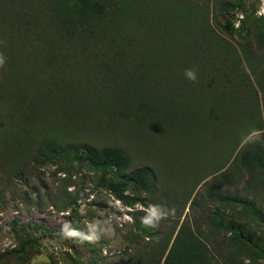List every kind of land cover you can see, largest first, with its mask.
Wrapping results in <instances>:
<instances>
[{"label": "rangeland", "instance_id": "374dc122", "mask_svg": "<svg viewBox=\"0 0 264 264\" xmlns=\"http://www.w3.org/2000/svg\"><path fill=\"white\" fill-rule=\"evenodd\" d=\"M47 1L0 0V251L24 235L32 238L0 264H137L143 250L164 244L166 250L181 222L208 231L202 213L217 204L207 198L208 188L218 185L230 194L243 188L240 149L253 138L264 144V0H230L226 12L220 11L223 0H111L115 7L104 23L77 22L70 34L44 9ZM134 11L150 18L145 33L136 26L131 44L150 35L165 40L168 65L157 72L114 56L116 18L123 21ZM133 46L124 47L133 58L147 50ZM242 49L257 55L255 73ZM186 69L196 73L195 82L185 77ZM27 76L35 82L30 85ZM219 84L236 104L228 96L206 101L201 110L210 113L209 121L200 129L166 112H157V120L148 114L139 125L102 108L123 87L196 104L218 92ZM44 139L115 146L129 171L152 167L155 187L138 192L143 204L123 205L83 159H41L36 149ZM262 177L253 193L260 215L255 227L264 238ZM72 189L80 194L78 203L60 209ZM236 213L244 218L248 212ZM208 233L206 243L223 251V231Z\"/></svg>", "mask_w": 264, "mask_h": 264}, {"label": "trees", "instance_id": "16d2710c", "mask_svg": "<svg viewBox=\"0 0 264 264\" xmlns=\"http://www.w3.org/2000/svg\"><path fill=\"white\" fill-rule=\"evenodd\" d=\"M127 2L129 3L130 1H124L125 4ZM219 3L220 11L226 12L233 7V3L230 0H223ZM125 4L123 6H127ZM213 4H215V0H213ZM114 7L111 0H48L45 3L44 9L59 22L64 32L66 31L70 34L77 22L104 23L107 13L111 11V8L114 9ZM125 9L127 7L119 11H124ZM183 14L185 13L183 12ZM183 16L185 17V15ZM148 17L150 18L146 14L134 11L129 13L123 21L121 17V20L116 18L119 26L113 28L112 34L117 36L114 39L117 49L114 56L119 61H126L131 63L133 68L143 67L153 73L160 70L159 65H162V67L168 65L167 49L163 46L164 39H161L159 36L150 35L148 41H144L145 43L142 42V39L132 43L134 45L133 48L141 46L145 49L147 47V50L141 52L142 54L136 58L130 57L127 50H124L126 49L124 47L130 50L132 46L131 42H133L132 36L137 25L141 24L142 31L145 33ZM223 24L227 30L230 29L228 21H225ZM155 25L162 26L163 24L156 22ZM104 34L109 35L105 30ZM150 34L153 33L151 32ZM261 41L264 42V39H261ZM240 53L245 57L248 69L252 73H255L254 65L259 61L256 60L258 58L257 55L254 53L248 55L243 49L240 50ZM49 59L52 60L53 57L50 56ZM33 77L27 76L28 82H31L30 85L36 80ZM164 80L167 81L166 79ZM218 87L217 89H220L218 92L216 91L212 95L213 92L210 97L201 102L198 101L199 103L196 104H194L193 99L185 97L177 99L170 97L169 100L162 97L157 98L155 94L153 96L149 91L147 92L142 89L141 86L133 87L132 89L123 87L112 98L106 99L109 104H105L102 108L107 109V112L113 111L117 115L139 125H142L141 123L146 120L148 114L157 120V112H166V114L168 113L171 116L177 117L180 120V124L182 123L185 127L200 129V127L209 121L206 118V114L210 113L204 114L201 110L206 101L215 102L218 98L227 99L228 96L231 104H236V100L233 101V96H230V92L228 94L224 85L219 84ZM17 91L19 94L20 91ZM21 96L25 98L28 95L24 94ZM252 129L258 130L257 127ZM208 134L211 137L209 131ZM202 136L203 142H206L207 137L205 138L206 134L204 132ZM191 137L187 136V138ZM193 137L197 138V136ZM241 138L236 139L234 142H239ZM36 150L41 155V159H51L62 154H65L70 160L71 158L78 161L83 159L89 167L98 171L97 183L106 187L123 205L130 206L136 202L143 204V198L138 192L148 191L155 187L156 174L152 167L145 164L129 171L127 157L122 150L115 146L96 148L89 142L81 140L70 141V144L63 145L53 139H44ZM238 160L247 173L243 179V188L233 190L232 194L227 190H221L218 185L208 188L207 198L217 201V204L202 213L204 220L208 224V231H223L224 234L219 239L223 251L220 250V247H217L218 243H216V247H213V244L209 246L206 243L204 237L208 236V231L202 232L198 230L196 224L191 227L188 223L181 222L178 224L172 238H170L166 250L165 244L158 248L154 246L148 251L143 250L140 252L143 255L137 260V264H264V238L255 227V221L260 220V215H258V211L254 205L255 195L253 193L256 192V183L263 185L264 144H260L257 138L245 142L243 148L240 149ZM248 189L253 194H250L252 197L246 191ZM126 190H130V193H125ZM257 192H259L258 189ZM79 197L80 194L72 189L66 192V196L63 201L58 203V207L62 209L69 206L71 209V205L78 203ZM194 201V198L191 199V202ZM111 207L114 211H117L115 206L111 205ZM220 207L226 209V212L224 213ZM236 212L248 213L244 214V218H240V215ZM172 231H168L166 241ZM200 233H203L202 236H204H200ZM31 241L32 238L30 236L24 235L17 241V245H11L10 248L0 251V260L5 259L6 255H8L7 253L18 251ZM132 257L130 255L128 259L130 260Z\"/></svg>", "mask_w": 264, "mask_h": 264}, {"label": "clouds", "instance_id": "9594fccd", "mask_svg": "<svg viewBox=\"0 0 264 264\" xmlns=\"http://www.w3.org/2000/svg\"><path fill=\"white\" fill-rule=\"evenodd\" d=\"M2 64H3V60L0 59V65ZM184 74H185V77L190 81L195 82L197 79L196 73L191 69H186Z\"/></svg>", "mask_w": 264, "mask_h": 264}]
</instances>
